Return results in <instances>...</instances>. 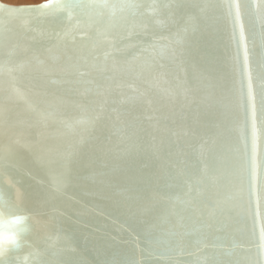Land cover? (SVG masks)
Wrapping results in <instances>:
<instances>
[{"label":"water","instance_id":"95a60500","mask_svg":"<svg viewBox=\"0 0 264 264\" xmlns=\"http://www.w3.org/2000/svg\"><path fill=\"white\" fill-rule=\"evenodd\" d=\"M0 264H264V0H0Z\"/></svg>","mask_w":264,"mask_h":264},{"label":"rangeland","instance_id":"374dc122","mask_svg":"<svg viewBox=\"0 0 264 264\" xmlns=\"http://www.w3.org/2000/svg\"><path fill=\"white\" fill-rule=\"evenodd\" d=\"M8 4H37L45 0H1Z\"/></svg>","mask_w":264,"mask_h":264}]
</instances>
